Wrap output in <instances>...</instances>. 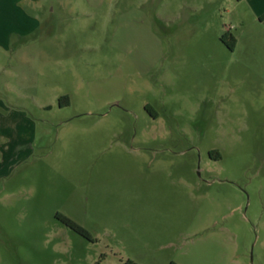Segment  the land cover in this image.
Wrapping results in <instances>:
<instances>
[{"label":"rangeland","instance_id":"374dc122","mask_svg":"<svg viewBox=\"0 0 264 264\" xmlns=\"http://www.w3.org/2000/svg\"><path fill=\"white\" fill-rule=\"evenodd\" d=\"M30 13L0 51V264H264V0Z\"/></svg>","mask_w":264,"mask_h":264},{"label":"crops","instance_id":"0c3cea01","mask_svg":"<svg viewBox=\"0 0 264 264\" xmlns=\"http://www.w3.org/2000/svg\"><path fill=\"white\" fill-rule=\"evenodd\" d=\"M40 0H0V51L7 52L14 38L26 37L36 30L39 17L32 15L30 10L38 8ZM237 39V38H236ZM8 112V108H5ZM9 113V112H8ZM21 118V117H19ZM11 114L0 116V129H8L16 133L21 121ZM16 122H15V121ZM15 123V124H14Z\"/></svg>","mask_w":264,"mask_h":264},{"label":"trees","instance_id":"16d2710c","mask_svg":"<svg viewBox=\"0 0 264 264\" xmlns=\"http://www.w3.org/2000/svg\"><path fill=\"white\" fill-rule=\"evenodd\" d=\"M262 19H264V15L261 17ZM222 40L227 44V46L234 50L236 48L237 45V39L236 37L231 34V33H227L222 37ZM65 222L71 226L72 228H74L75 230H77L78 232H80L81 234H83L84 236H87L89 238H91V235L89 234V232L83 228L82 226L78 225L76 222H74L73 220L64 217Z\"/></svg>","mask_w":264,"mask_h":264}]
</instances>
